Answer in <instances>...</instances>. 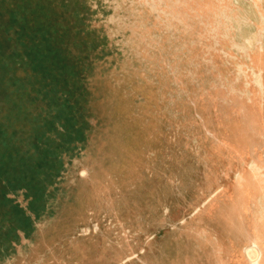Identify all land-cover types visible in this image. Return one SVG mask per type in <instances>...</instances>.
<instances>
[{
	"label": "rangeland",
	"instance_id": "1",
	"mask_svg": "<svg viewBox=\"0 0 264 264\" xmlns=\"http://www.w3.org/2000/svg\"><path fill=\"white\" fill-rule=\"evenodd\" d=\"M258 62L264 0H0V264L258 260Z\"/></svg>",
	"mask_w": 264,
	"mask_h": 264
},
{
	"label": "crops",
	"instance_id": "2",
	"mask_svg": "<svg viewBox=\"0 0 264 264\" xmlns=\"http://www.w3.org/2000/svg\"><path fill=\"white\" fill-rule=\"evenodd\" d=\"M258 66H259V68H258V73H259V71L260 72L262 71L261 62H258ZM262 72L263 73H261V75L264 74V71H262ZM259 85L262 86V83H259ZM263 86H264V84H263ZM263 153H264V151H263ZM252 165H254V164H251V167H254ZM252 169L258 170L257 172H255L256 174H259V172L261 171L262 176L261 177L259 176V179L257 181H255L253 183V185H251L254 192L252 191V195H251L252 197L249 200L246 199L247 195H246L245 188H247V187L246 186L243 188L241 187L242 188L241 193L243 195L240 198H241L242 207H244L243 209H245V211L243 213L242 212L239 214L237 213L236 217L231 216V220H234V218L235 219L236 218L237 219L238 218L244 219V218H246V217L248 218L250 216L252 221H253L252 223L254 225L253 231H252L253 235H257V236H260L262 238V247L264 249V243H263V239H264L263 238L264 237V189H261L262 187H264V184L263 185H261V184L256 185L257 182H259V183H261V181L264 182V166H262L261 169H259V168H252ZM238 175H240V177H238ZM243 178H244V176H243V174H240V172L236 174V180L238 182L241 181ZM213 206H214V203H213ZM210 214L212 215V214H214V212L212 211ZM210 219H211V217H210ZM209 228L212 231L215 230V228L213 227L212 224H210ZM248 228L250 230L249 225H248ZM242 230H243V232L245 231L244 227H242ZM243 232H241V233H243ZM215 233L217 234L216 230H215ZM243 234H245V233H243ZM247 234L249 235V233H247ZM248 245L249 244H247V246Z\"/></svg>",
	"mask_w": 264,
	"mask_h": 264
},
{
	"label": "bare ground",
	"instance_id": "3",
	"mask_svg": "<svg viewBox=\"0 0 264 264\" xmlns=\"http://www.w3.org/2000/svg\"><path fill=\"white\" fill-rule=\"evenodd\" d=\"M255 62V64H256V66H257V61L256 60H254ZM261 69V68H260ZM258 73V72H257ZM259 82L258 83H261L260 81H261V79H262V75H261V72L259 71ZM253 175H254V177L255 178H258V176H262L261 174H256V173H253ZM238 177H240V175H238ZM252 181V180H251ZM250 182V181H249ZM258 184H261V185H263L264 184V182H262L261 181V183H259V182H257L256 183V185H258ZM244 186V185H243ZM261 189H264V187H262ZM255 212V211H254ZM256 229V228H255ZM248 243H254L256 246H257V248H258V251H261V256H259V259L257 260V261H260L259 263L253 258V257H249L250 258V260L251 261H248L249 262V264H264V249H263V247H262V238L260 237V236H257V235H254L253 237H251L250 239H249V241H248ZM253 246V245H252ZM255 248V247H254ZM222 249V248H221ZM251 251L252 250V248H249L248 250H245V251ZM256 250V249H255ZM249 251V252H250ZM248 252V253H249ZM254 252V251H253ZM252 253V252H251ZM257 253V252H256ZM220 254V253H219ZM250 254V253H249ZM247 255V256H250V255ZM254 254V253H253ZM252 254V255H253ZM240 258H242V256L240 257ZM252 258L255 260L254 262H252L253 260H252ZM258 258V257H257ZM239 259V258H238ZM217 260V259H216ZM223 260V259H222ZM239 261V260H238ZM257 262V263H256ZM216 263H217V261H216ZM220 263V262H219ZM232 263V262H231Z\"/></svg>",
	"mask_w": 264,
	"mask_h": 264
},
{
	"label": "trees",
	"instance_id": "4",
	"mask_svg": "<svg viewBox=\"0 0 264 264\" xmlns=\"http://www.w3.org/2000/svg\"><path fill=\"white\" fill-rule=\"evenodd\" d=\"M35 55H36V54H35ZM35 55H34V56H35ZM30 59H33V58H32V57H30Z\"/></svg>",
	"mask_w": 264,
	"mask_h": 264
}]
</instances>
